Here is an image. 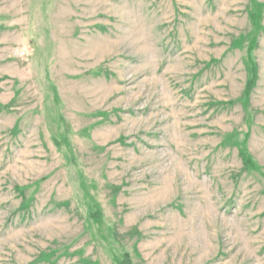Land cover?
<instances>
[{
  "label": "rangeland",
  "instance_id": "obj_1",
  "mask_svg": "<svg viewBox=\"0 0 264 264\" xmlns=\"http://www.w3.org/2000/svg\"><path fill=\"white\" fill-rule=\"evenodd\" d=\"M0 264H264V0H0Z\"/></svg>",
  "mask_w": 264,
  "mask_h": 264
},
{
  "label": "trees",
  "instance_id": "obj_2",
  "mask_svg": "<svg viewBox=\"0 0 264 264\" xmlns=\"http://www.w3.org/2000/svg\"><path fill=\"white\" fill-rule=\"evenodd\" d=\"M249 88H250V86H249ZM248 162H250V159L248 158ZM251 163V162H250Z\"/></svg>",
  "mask_w": 264,
  "mask_h": 264
}]
</instances>
